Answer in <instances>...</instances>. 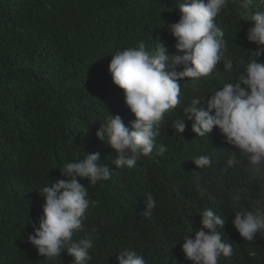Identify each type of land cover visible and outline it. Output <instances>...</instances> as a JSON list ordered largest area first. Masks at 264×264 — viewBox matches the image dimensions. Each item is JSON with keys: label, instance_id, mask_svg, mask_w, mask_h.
Listing matches in <instances>:
<instances>
[{"label": "trees", "instance_id": "obj_1", "mask_svg": "<svg viewBox=\"0 0 264 264\" xmlns=\"http://www.w3.org/2000/svg\"><path fill=\"white\" fill-rule=\"evenodd\" d=\"M158 9L153 2L142 10L139 0H0V264H72L66 252L59 261L38 256L25 232L33 220L36 192L64 163L82 158V151L99 153L98 162L113 172L103 186L88 188L98 204L89 210L86 224L99 228L89 264H118L116 255L125 249L141 254L147 264H192L182 252V238L191 239L200 229L199 212L205 207L225 218V239L233 244V255L221 257L219 264H264V236L243 241L232 226L230 198L246 186L247 161L239 173L230 168L212 175L224 169L227 154L235 151L217 129L208 140L197 138L186 121L179 136L168 115L156 138L168 150L157 164L141 159L132 169L118 170L112 163L116 153L95 136L107 114L120 115L126 126L134 120L121 90L112 84L111 55L141 40L149 50L163 43L168 55L182 54L168 26L158 24ZM232 34H226L227 41L239 61L243 55L234 53ZM217 70L222 72V66ZM179 83L182 107L197 92L207 94L206 108L208 93L218 86L214 79ZM182 107L175 116L185 119ZM200 154L212 157L213 168L201 175L212 182L213 200L195 191L193 173L199 169L190 159ZM147 193L157 202L150 217L143 215ZM240 204L246 207L243 199Z\"/></svg>", "mask_w": 264, "mask_h": 264}, {"label": "clouds", "instance_id": "obj_2", "mask_svg": "<svg viewBox=\"0 0 264 264\" xmlns=\"http://www.w3.org/2000/svg\"><path fill=\"white\" fill-rule=\"evenodd\" d=\"M153 2L159 8L158 24L168 26L175 50L182 54L168 55L163 43L153 44L149 50L141 40L135 47L118 49L111 55L108 72L112 84L121 90L134 120L126 126L120 115L107 114L95 136L116 153L112 163L118 170L132 169L141 159L157 164L168 150L156 140L168 115L173 116L170 128L179 136L188 127L186 121L191 122V132L197 138L208 140L217 129L235 151L227 154L224 169L212 175L230 168L239 173L244 162L248 163L243 168L248 173L246 186L233 191L230 199L232 226L243 241L253 242L258 234L264 236V0H139L142 10ZM229 31L236 38L232 40L234 53L243 55L239 61L229 48ZM184 78L193 85L201 80L217 81L218 86L208 93L206 108L202 102L207 94L197 92L182 107L185 102L179 82ZM180 107L185 119L175 116ZM98 161L99 153L82 151V158L64 163L34 195L33 220L25 234L29 233L28 242L38 256L58 260L66 252L72 264H89L93 259L90 252L99 228L86 221L98 201L89 198L88 188L103 186L113 176L110 168ZM190 161L199 169L193 173L195 191L213 200L212 182L202 180L201 175L213 168L212 157L200 154ZM241 199L246 207L241 206ZM190 200L200 204L195 196ZM144 203L143 215L150 217L156 208L155 196L145 194ZM215 212L214 207L203 208L200 229L193 238H182V252L192 264H219L221 257L233 255V244L225 239V218ZM79 233L87 235L78 238ZM116 259L118 264H147L132 249L121 250Z\"/></svg>", "mask_w": 264, "mask_h": 264}]
</instances>
